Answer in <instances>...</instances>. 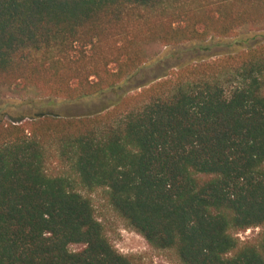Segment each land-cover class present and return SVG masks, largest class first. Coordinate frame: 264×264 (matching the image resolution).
<instances>
[{"label": "trees", "instance_id": "16d2710c", "mask_svg": "<svg viewBox=\"0 0 264 264\" xmlns=\"http://www.w3.org/2000/svg\"><path fill=\"white\" fill-rule=\"evenodd\" d=\"M244 27L264 31V0H0V86L74 103L117 88L154 45L207 50ZM94 195L178 264H264V41L96 114L0 121V264H139Z\"/></svg>", "mask_w": 264, "mask_h": 264}, {"label": "rangeland", "instance_id": "374dc122", "mask_svg": "<svg viewBox=\"0 0 264 264\" xmlns=\"http://www.w3.org/2000/svg\"><path fill=\"white\" fill-rule=\"evenodd\" d=\"M264 41V31H254L249 27L229 39L207 40L201 46L207 50H198L199 44L190 43L175 47L154 45L147 51V62L117 88L90 99L74 103H64L48 98L35 88L21 86H0V121L10 123L21 118L39 115H57L61 117H81L96 114L130 94L136 93L174 68L200 60L237 53ZM95 214L102 224L106 236L113 247L122 255L133 257L139 264H178L169 252L155 251L135 232L126 228L124 222L107 205L100 195L92 197ZM260 229L239 233V240L255 238ZM72 251L80 249L72 246Z\"/></svg>", "mask_w": 264, "mask_h": 264}]
</instances>
